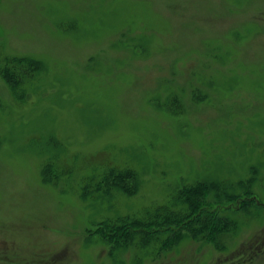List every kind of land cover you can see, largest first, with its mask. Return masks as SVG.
<instances>
[{
  "label": "rangeland",
  "instance_id": "374dc122",
  "mask_svg": "<svg viewBox=\"0 0 264 264\" xmlns=\"http://www.w3.org/2000/svg\"><path fill=\"white\" fill-rule=\"evenodd\" d=\"M196 183L213 233L110 229ZM0 264H264V0H0Z\"/></svg>",
  "mask_w": 264,
  "mask_h": 264
},
{
  "label": "trees",
  "instance_id": "16d2710c",
  "mask_svg": "<svg viewBox=\"0 0 264 264\" xmlns=\"http://www.w3.org/2000/svg\"><path fill=\"white\" fill-rule=\"evenodd\" d=\"M109 171V174L107 173L102 177L100 184H102L103 187L111 185L113 181L122 177L120 172L113 168L109 169ZM214 188L215 186L209 183H196L185 186V188L172 195L167 206H157L151 210L145 209L142 212L141 217L132 216L125 218L121 220L120 224H111L110 229L116 231L120 230L122 235L131 238L132 241L138 240L150 242V239L160 241L158 244L161 248L165 244V248L172 245V242L181 236V232L184 230L182 228H186L189 232L192 231L191 234L195 237H203L206 231H208V234H211L214 231L213 227L217 222V219H214V221L212 219L214 212H212V217H208L211 209L204 210L205 213L202 212V209L208 208L210 205L211 202L208 201L206 195L210 193L211 189L214 190ZM249 193L252 194V192ZM249 204H251V202H246L245 206ZM225 222L228 223V221ZM225 222L224 227H226ZM164 224L174 226L175 230L170 233L171 229L165 228L161 231H149L147 235H141L140 237L135 235L136 233H139V230H142V228ZM119 225L122 226L119 227ZM217 231V235H219L220 229H217ZM168 232L170 234H167ZM145 237H147V239ZM215 244L219 245L220 248H224V245H220L218 242Z\"/></svg>",
  "mask_w": 264,
  "mask_h": 264
}]
</instances>
